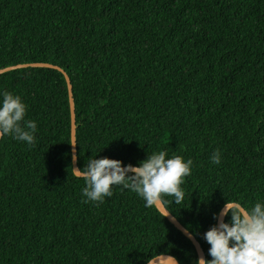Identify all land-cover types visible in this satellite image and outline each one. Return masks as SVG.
<instances>
[{
	"label": "trees",
	"instance_id": "16d2710c",
	"mask_svg": "<svg viewBox=\"0 0 264 264\" xmlns=\"http://www.w3.org/2000/svg\"><path fill=\"white\" fill-rule=\"evenodd\" d=\"M32 62L70 76L79 168L95 154L133 165L156 151L193 161L183 201L167 210L206 259L203 232L226 197L264 200V0H0V68ZM4 90L22 97L37 131L31 147L0 138V264L199 256L131 191L116 186L103 203L84 202L61 70H8ZM216 150L219 165L209 160Z\"/></svg>",
	"mask_w": 264,
	"mask_h": 264
},
{
	"label": "clouds",
	"instance_id": "9594fccd",
	"mask_svg": "<svg viewBox=\"0 0 264 264\" xmlns=\"http://www.w3.org/2000/svg\"><path fill=\"white\" fill-rule=\"evenodd\" d=\"M26 112L27 105L20 95L0 91V138L11 136L31 147L37 124L35 120L26 119ZM76 159L73 153V162ZM209 160L219 165L221 153L213 151ZM192 164L191 159L168 156L165 151L147 154L136 165L123 164L115 158H97L95 154L89 156L82 167H72V174L84 182L81 195L85 203H103L106 197L113 195V188L119 186L121 190L135 193L146 208H154L165 217L170 213L166 210L169 202L180 204L183 201L182 184L191 174ZM213 218L217 222L203 232L211 258L200 255L191 264H264V200H257L249 207L239 199L226 197ZM144 260L145 264H180L175 256L156 251L146 255Z\"/></svg>",
	"mask_w": 264,
	"mask_h": 264
},
{
	"label": "water",
	"instance_id": "95a60500",
	"mask_svg": "<svg viewBox=\"0 0 264 264\" xmlns=\"http://www.w3.org/2000/svg\"><path fill=\"white\" fill-rule=\"evenodd\" d=\"M26 66H47V67H54V68H57V69L61 70L63 72V74L65 75L66 81L68 83L70 109H71V121H72V154L75 153L77 155V147H76V129H77V124H76L75 104H74V97H73L72 83H71L70 76L65 71V69H63L62 67H60L58 65H54L52 63H47V62L19 63V64H14V65H9V66L0 68V74L3 73V72H6L8 70H12V69L20 68V67H26ZM73 167L79 168L78 158L75 160V162H73ZM167 217H168V219L177 228L181 229L187 235V237L191 236L190 239L193 242V244L195 245L199 256L200 255H203L206 258L205 251L202 248L200 242L197 240V238L186 227H184L183 224L173 214L169 213V216H167ZM172 217H175V220H173Z\"/></svg>",
	"mask_w": 264,
	"mask_h": 264
}]
</instances>
